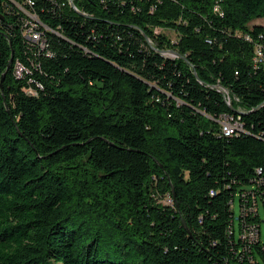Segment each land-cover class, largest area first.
I'll list each match as a JSON object with an SVG mask.
<instances>
[{"label":"trees","instance_id":"trees-1","mask_svg":"<svg viewBox=\"0 0 264 264\" xmlns=\"http://www.w3.org/2000/svg\"><path fill=\"white\" fill-rule=\"evenodd\" d=\"M72 3L0 0V264H264V0Z\"/></svg>","mask_w":264,"mask_h":264},{"label":"built area","instance_id":"built-area-1","mask_svg":"<svg viewBox=\"0 0 264 264\" xmlns=\"http://www.w3.org/2000/svg\"><path fill=\"white\" fill-rule=\"evenodd\" d=\"M71 2H72V0H68L69 4ZM30 18L35 19L34 16H30ZM24 33H25V38L27 39V43H29L27 49H29V50L34 49L36 52L35 55H36L37 59H39L38 55H40L39 53L41 51L45 55L49 54V51L46 48V45H47L46 41L42 38V35H41V33H39L37 26H36V23L33 20H31L30 22L28 21V23L25 24ZM254 54H255L254 62L255 63L261 62V60L263 58V52H262L260 47L255 46ZM17 62H16V65H17ZM16 65H15V68H16ZM25 72H27L26 69H25ZM29 81L31 82V78L29 79ZM26 94L36 96V92L34 94H30V93H26ZM218 124H220L221 132H222L223 136H225V137H230V136L234 135L235 133H238L242 128V126L239 122V118L235 119L233 117H226V116L224 117L223 116V117H220V119L218 120ZM246 195L249 196V194H246ZM242 198L246 202L245 204L248 205L249 197L247 198L244 195H242ZM167 202L170 203V201L168 199H167ZM259 204H262L263 210H264V201L262 203H259ZM243 209H245V211L243 210V216L245 218L243 217L242 222H241L240 238L242 240H246L248 243H251L260 234L259 228L264 223V218H263V220H260V218H257L258 220L256 222H250V221L246 220V217H248V216L254 217L257 214L259 215V209L255 203L249 204L248 207L244 206ZM263 215H264V211H263ZM247 223H249L250 225H247Z\"/></svg>","mask_w":264,"mask_h":264},{"label":"rangeland","instance_id":"rangeland-1","mask_svg":"<svg viewBox=\"0 0 264 264\" xmlns=\"http://www.w3.org/2000/svg\"><path fill=\"white\" fill-rule=\"evenodd\" d=\"M251 25H261L264 28V19H256L250 23V26ZM157 32H161L171 41L176 40V34L172 31H164V30H158L157 29ZM245 41L248 42L249 40L247 38H245ZM35 54H36V52L34 49H32V50L24 49V56L27 58L28 65H26L25 63L19 62V60H18L16 68L14 70V76L16 77V79L20 80V81L22 80L24 82L23 83L24 85L21 88L22 91L25 93H30V94H34L36 92L35 87H34L36 81L34 79H31V82H30L29 79L31 78V75L37 73L42 68L41 63L39 62V60L37 59ZM39 54H42V51ZM168 56L176 57L175 55H172V54H168ZM25 69L27 72H25ZM225 101L228 105L232 104L231 96L228 93H225ZM234 107H235L236 111L239 109V107L237 108V105ZM218 126H220V124H218ZM151 197H153V199L156 201V203L157 202L168 203L166 198H164V199L159 198L158 195L152 194ZM258 209H259V218H260V220H263V218H264L263 211L264 210H263L262 204H259ZM233 211H234L235 217H237L238 213H239L237 198H235V201L233 204ZM247 225H250V224L247 223ZM261 232L263 234V225H261ZM237 236H238V233H237V229H236V237Z\"/></svg>","mask_w":264,"mask_h":264},{"label":"water","instance_id":"water-1","mask_svg":"<svg viewBox=\"0 0 264 264\" xmlns=\"http://www.w3.org/2000/svg\"><path fill=\"white\" fill-rule=\"evenodd\" d=\"M70 6L73 7V3L72 2L70 3ZM162 53L166 54V55L172 54V55H175L177 58H181V56L178 53H176L175 51H173V50L162 51ZM11 58H12V56H11ZM8 67H9V65L7 66V68ZM3 78H4V75L2 74L1 79H0V86H1V82H2ZM221 93L224 94V93H226V91L222 90V88H221Z\"/></svg>","mask_w":264,"mask_h":264}]
</instances>
